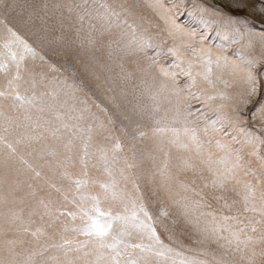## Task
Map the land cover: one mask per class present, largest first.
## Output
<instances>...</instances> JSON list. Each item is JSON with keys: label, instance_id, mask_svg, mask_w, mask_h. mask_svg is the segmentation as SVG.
Returning a JSON list of instances; mask_svg holds the SVG:
<instances>
[{"label": "snow or ice", "instance_id": "6c2138e0", "mask_svg": "<svg viewBox=\"0 0 264 264\" xmlns=\"http://www.w3.org/2000/svg\"><path fill=\"white\" fill-rule=\"evenodd\" d=\"M148 6L165 37L128 0H43L27 12L24 23L39 21L49 43L87 56L97 82V67L107 73L110 112L89 103L70 63H52L4 23L19 5L0 0V150L12 175L7 195L0 181V264H264V97L254 72L264 62V0L253 8L259 31L200 7L232 26L223 41L258 40V54L237 60L223 47L213 54L207 34L178 23L163 0Z\"/></svg>", "mask_w": 264, "mask_h": 264}, {"label": "rangeland", "instance_id": "374dc122", "mask_svg": "<svg viewBox=\"0 0 264 264\" xmlns=\"http://www.w3.org/2000/svg\"><path fill=\"white\" fill-rule=\"evenodd\" d=\"M43 0H16V3L19 7L8 13L3 17L4 23L12 26L21 35H23L29 43L38 49L43 55L47 57L52 63L57 66L65 64V62L70 63L77 71V80L83 79L87 85L86 91L90 93L91 100H95L100 103L102 106L107 107L110 112H115V109L112 108L109 101L105 98L110 96L111 93L106 91L107 85L104 83L103 77L107 73L102 72L98 67L95 69L100 75L101 80L97 82L89 72L85 71V65L89 64L88 57L85 56L82 52H71L63 51L61 47L57 44L49 43L53 38L52 33H46L40 30L39 21L36 22L34 26H27L24 21L27 19V12L32 7H39ZM151 0H128V3L132 6L133 11L139 16L145 18V26L149 27L152 33H160L162 37H165L166 34L163 33L164 23L161 21L148 6ZM163 2L170 8L173 12H176V19L178 23L189 30H195L198 34H207L208 38L203 41V44L206 48L210 49L213 54L217 53L218 50L223 47V54L230 57V59L237 60L241 52L247 54L249 52L258 54L259 53V43L258 40H253V47L247 48L243 47L244 41H241L237 44L228 43L222 40V36L226 31H231L232 26H226L222 16L215 15L212 11L207 13H202L200 11L201 6H206L210 10L219 9L225 16L232 15L247 21H250L254 24H257V31H259L258 21L260 19L258 13H256L253 8L257 3V0H245L246 6L243 9H236L233 7L238 0H183L182 3H177V0H163ZM175 5V7H173ZM20 9H23L19 15ZM177 9L179 11L177 12ZM150 22V23H148ZM205 23L208 24V27H205ZM0 28H3V25L0 24ZM217 33H220L217 35ZM55 35H58L56 33ZM247 39V38H245ZM171 44V41H169ZM168 45H165V51ZM93 55L98 59L100 63H107L106 51L104 49L94 50ZM79 55V59H74V56ZM162 62L163 66L171 69L173 71H179L171 63L173 57L170 55H160L157 58ZM39 63V61H37ZM142 64L146 62L141 61ZM128 69L131 71L135 70V65L129 64ZM264 69V62H262L254 72L257 74V79L259 81L258 87L260 90V96L264 97V76L260 75L261 70ZM114 71H119V69H114ZM155 74L160 75L159 68H154L152 70ZM139 75V74H137ZM163 78V77H161ZM187 77L183 75H178L176 77L177 83L183 87L187 82ZM99 83V87H97ZM195 90V89H193ZM260 98V97H257ZM198 103L193 102V107H199ZM93 111H97L93 108ZM7 150H0V181H3L2 191L5 195L8 192V182L12 179V175L4 167V162L7 161ZM45 171H47L45 169ZM159 202H157L153 207V212H158ZM176 236L178 239L182 240L186 245H192L191 239L186 235L182 234L181 227L176 228ZM161 237L165 240L166 243H169L167 234L161 231Z\"/></svg>", "mask_w": 264, "mask_h": 264}]
</instances>
